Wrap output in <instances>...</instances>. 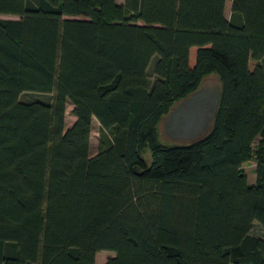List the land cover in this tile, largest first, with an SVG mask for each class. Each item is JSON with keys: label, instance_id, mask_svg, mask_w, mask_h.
Instances as JSON below:
<instances>
[{"label": "trees", "instance_id": "16d2710c", "mask_svg": "<svg viewBox=\"0 0 264 264\" xmlns=\"http://www.w3.org/2000/svg\"><path fill=\"white\" fill-rule=\"evenodd\" d=\"M226 3L0 0V264H264V0ZM214 75L211 131L163 144Z\"/></svg>", "mask_w": 264, "mask_h": 264}, {"label": "water", "instance_id": "95a60500", "mask_svg": "<svg viewBox=\"0 0 264 264\" xmlns=\"http://www.w3.org/2000/svg\"><path fill=\"white\" fill-rule=\"evenodd\" d=\"M221 95L220 83L217 90L203 83L163 119L166 133L172 138L192 139V142L205 137L214 125Z\"/></svg>", "mask_w": 264, "mask_h": 264}, {"label": "rangeland", "instance_id": "374dc122", "mask_svg": "<svg viewBox=\"0 0 264 264\" xmlns=\"http://www.w3.org/2000/svg\"><path fill=\"white\" fill-rule=\"evenodd\" d=\"M121 2V1H120ZM230 10H231V0H227L226 3V12L225 15L229 19L230 17ZM0 19H17L16 17L13 16H3L0 15ZM195 54H196V49L193 48L191 50V65L194 64L195 61ZM155 58L152 59V62L150 64V67H153L155 65ZM256 63L251 62L250 68L251 70L254 69ZM151 75V73H150ZM153 77L151 76V80ZM204 84L207 85L208 87H212L217 90L219 86V79L217 76H211L208 77L204 80ZM51 95H44V94H36V93H25L21 96V100L24 102H32V101H41V102H51ZM73 107L72 105L68 104L67 107V113H66V128H69L74 122H75V117L72 115ZM93 128H92V134H91V155L94 156L98 152V146H99V136H100V125L99 123L94 120L93 121ZM159 133H160V141L163 144H187L192 142V139H178V138H172L170 137L164 128V120L161 122L160 127H159ZM259 139L255 142V147L254 150H256V147L258 145ZM145 161L151 165L152 164V156L150 154V151L147 150L146 153L144 154ZM243 170L248 178V181L250 184L255 183L256 180V159L250 161L249 163L245 164L243 166ZM257 223V222H256ZM254 223V224H256ZM253 235L258 236V237H264V230L263 228L259 225L256 224L253 229ZM115 256V253L110 252V251H102L98 253L96 257V264H105L106 261L109 258H112Z\"/></svg>", "mask_w": 264, "mask_h": 264}, {"label": "crops", "instance_id": "0c3cea01", "mask_svg": "<svg viewBox=\"0 0 264 264\" xmlns=\"http://www.w3.org/2000/svg\"><path fill=\"white\" fill-rule=\"evenodd\" d=\"M119 3L123 4L125 0H117ZM121 1V2H120ZM232 4V3H231ZM231 12V10H230ZM190 61H191V55H190Z\"/></svg>", "mask_w": 264, "mask_h": 264}]
</instances>
